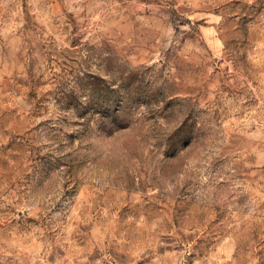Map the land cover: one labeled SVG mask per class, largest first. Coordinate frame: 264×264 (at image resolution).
<instances>
[{
	"label": "rangeland",
	"instance_id": "374dc122",
	"mask_svg": "<svg viewBox=\"0 0 264 264\" xmlns=\"http://www.w3.org/2000/svg\"><path fill=\"white\" fill-rule=\"evenodd\" d=\"M0 264H264V0H0Z\"/></svg>",
	"mask_w": 264,
	"mask_h": 264
}]
</instances>
